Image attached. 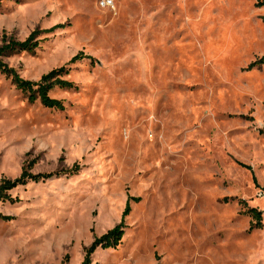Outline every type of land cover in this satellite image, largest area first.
<instances>
[{
	"label": "rangeland",
	"instance_id": "obj_1",
	"mask_svg": "<svg viewBox=\"0 0 264 264\" xmlns=\"http://www.w3.org/2000/svg\"><path fill=\"white\" fill-rule=\"evenodd\" d=\"M100 2L0 0V48L41 33L4 62L31 82L68 67L76 86L51 92L58 111L0 73V184L54 175L0 202V264H83L122 223L91 264H264V8Z\"/></svg>",
	"mask_w": 264,
	"mask_h": 264
},
{
	"label": "trees",
	"instance_id": "obj_2",
	"mask_svg": "<svg viewBox=\"0 0 264 264\" xmlns=\"http://www.w3.org/2000/svg\"><path fill=\"white\" fill-rule=\"evenodd\" d=\"M256 6L258 8H264V0H255ZM64 26L59 25L48 33H52ZM41 35L40 32H35L27 41L25 42H17L15 40L7 43L6 42L2 48H0V73L8 77L12 80L13 84L20 90L22 93L28 96L29 102L36 103L40 102L43 106L49 109H54L58 111H64L65 105L63 102L53 99L50 94L56 89L60 88L63 90H71L76 88V86L70 82L65 80L64 78L70 75V70L68 67H62L60 69H56L51 73L42 77L39 82H31L24 80L21 75L13 68H11L8 64L4 62V57H7L11 54L18 53H34L40 46V42H35L38 36ZM83 55H79L75 57L71 64L77 63L79 60H84ZM264 65V58L259 62ZM53 174H38L34 175L31 172L24 171L23 174L16 180H4L0 184V202H14V199L11 195V192L21 186H26L31 182L39 183L41 181H46L52 178ZM224 202L230 203V199H225ZM244 206H247L245 202L241 203ZM131 212L130 201L127 204L125 210V217L129 215ZM246 215H249L256 221V225L252 228L251 231L261 229L263 227L262 223V212L257 209H250ZM9 220L10 218H4ZM122 225L116 227L115 229L109 231L107 234L103 235L100 238H96L92 246L87 249L86 260L83 264H91V257L96 251L99 249L108 250V249H116L119 247L123 241L125 236V232L122 229Z\"/></svg>",
	"mask_w": 264,
	"mask_h": 264
},
{
	"label": "built area",
	"instance_id": "obj_3",
	"mask_svg": "<svg viewBox=\"0 0 264 264\" xmlns=\"http://www.w3.org/2000/svg\"><path fill=\"white\" fill-rule=\"evenodd\" d=\"M100 6L106 9H115L114 0H101Z\"/></svg>",
	"mask_w": 264,
	"mask_h": 264
}]
</instances>
